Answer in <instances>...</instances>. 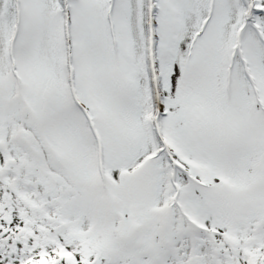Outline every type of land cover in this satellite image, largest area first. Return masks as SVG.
Returning a JSON list of instances; mask_svg holds the SVG:
<instances>
[{
  "label": "snow or ice",
  "instance_id": "obj_1",
  "mask_svg": "<svg viewBox=\"0 0 264 264\" xmlns=\"http://www.w3.org/2000/svg\"><path fill=\"white\" fill-rule=\"evenodd\" d=\"M0 264H264V0H0Z\"/></svg>",
  "mask_w": 264,
  "mask_h": 264
}]
</instances>
